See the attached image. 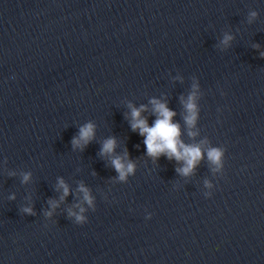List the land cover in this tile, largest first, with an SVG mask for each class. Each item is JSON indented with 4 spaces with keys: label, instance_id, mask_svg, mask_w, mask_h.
Here are the masks:
<instances>
[{
    "label": "clouds",
    "instance_id": "clouds-1",
    "mask_svg": "<svg viewBox=\"0 0 264 264\" xmlns=\"http://www.w3.org/2000/svg\"><path fill=\"white\" fill-rule=\"evenodd\" d=\"M258 13L252 11L249 15V23L257 17ZM234 39L233 35L225 33L220 43L224 47H230L231 41ZM256 49L260 46L254 45ZM260 58L264 59V51H260ZM197 89L198 85L193 84V92L187 97V100L182 99L185 115L183 117L184 123L187 125L189 137H195L198 133L191 131L196 125L199 109L197 107ZM152 105L151 112L155 115L156 119L151 124L148 123V118L142 116L143 112L148 111L146 105H141L139 108L129 104L130 113L126 114L129 118L130 127L132 131L139 133L144 138L143 144L146 147V155L150 157L153 162L159 160L161 156H165L169 160H175L177 163H182V167L176 168V172L181 176L187 177L191 175L197 165L204 159L205 151L207 160L210 164L214 165L213 171H218L223 167L222 160L224 157L225 149L221 147H208L206 150L202 147L207 143V140L201 141L196 144H187L182 139L181 125L178 122H174L173 118L176 116V112L171 110L166 102H162L158 99H151ZM96 135V125L89 121L79 127V132L72 138L71 144L73 150L79 149L83 151L94 139ZM117 139L109 137L102 143L100 149V155L110 157V163L114 168L117 176L115 180L119 182H127L130 176L135 175L136 162L130 158L127 150L123 155L116 154ZM9 175H15V173H9ZM31 178V173H24L21 183H27ZM207 187L211 185L206 181ZM62 189V194L59 201L49 200L48 203L51 206L52 211H46L44 215L46 217H52L53 211L59 207V203L64 201L70 194L69 186L63 179H60L57 185V190ZM78 191L83 194V202L87 204L93 211L96 210L95 198L91 195L90 189L85 187L83 183L79 185ZM15 194L8 197L9 200H15ZM79 211H74L72 208L68 209L67 218L73 220L77 225H83L87 223L88 217L84 215L86 208L81 204L74 206ZM21 212L29 216H35L36 213L32 206H25L21 208ZM146 219H151L149 214Z\"/></svg>",
    "mask_w": 264,
    "mask_h": 264
}]
</instances>
